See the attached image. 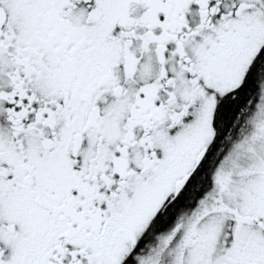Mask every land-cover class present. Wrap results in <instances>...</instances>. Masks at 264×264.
I'll use <instances>...</instances> for the list:
<instances>
[{"label":"snow or ice","instance_id":"1","mask_svg":"<svg viewBox=\"0 0 264 264\" xmlns=\"http://www.w3.org/2000/svg\"><path fill=\"white\" fill-rule=\"evenodd\" d=\"M0 264H264V0H0Z\"/></svg>","mask_w":264,"mask_h":264}]
</instances>
